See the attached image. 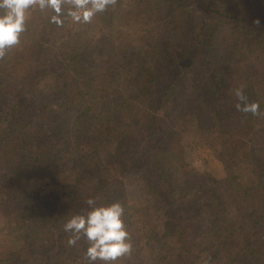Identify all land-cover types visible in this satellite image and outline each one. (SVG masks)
Here are the masks:
<instances>
[{
    "label": "trees",
    "instance_id": "trees-1",
    "mask_svg": "<svg viewBox=\"0 0 264 264\" xmlns=\"http://www.w3.org/2000/svg\"><path fill=\"white\" fill-rule=\"evenodd\" d=\"M72 8L61 24L40 9L0 55V217L16 226L0 225V264H87L64 225L89 198L124 210L131 250L110 264H264V0H112L88 23ZM185 127L222 179L186 160ZM48 177L60 194L32 185Z\"/></svg>",
    "mask_w": 264,
    "mask_h": 264
},
{
    "label": "clouds",
    "instance_id": "clouds-1",
    "mask_svg": "<svg viewBox=\"0 0 264 264\" xmlns=\"http://www.w3.org/2000/svg\"><path fill=\"white\" fill-rule=\"evenodd\" d=\"M112 0H72L73 8L68 15L74 22L88 23L97 12L104 11ZM39 4L40 9H51L56 15L52 21L61 24L63 0H0V55L4 49L18 43L20 34L25 30L26 9ZM236 95L243 100L241 89ZM240 107V105H237ZM258 104H245L243 111H258ZM90 211L86 215L77 214L71 217L64 225L66 232L72 233L68 239L69 245L84 236L88 241L85 252L87 264H94L97 260L110 264L131 250L128 239L129 233L123 220V207L119 202L110 205L97 206L92 198L87 200Z\"/></svg>",
    "mask_w": 264,
    "mask_h": 264
},
{
    "label": "rangeland",
    "instance_id": "rangeland-1",
    "mask_svg": "<svg viewBox=\"0 0 264 264\" xmlns=\"http://www.w3.org/2000/svg\"><path fill=\"white\" fill-rule=\"evenodd\" d=\"M40 15V7L39 4L36 3L33 6H30L28 9H26V19L32 18V17H38ZM166 18V17H163ZM166 22L167 19H166ZM163 25V24H161ZM148 34L146 36H150V39L153 38L151 36V33L154 32V40H158V37L161 35V31L158 28V24L154 25L152 27L145 26ZM137 31H140L137 27L133 32L137 33ZM132 35L135 39H124L122 43V47L129 46L128 43H132L133 47L136 48L137 43L140 42L139 37L137 34ZM141 35L144 34V32H141ZM114 34V32H113ZM134 42H133V41ZM130 49H132L130 47ZM5 77L8 81L12 82L15 80V74L12 71H8L5 74ZM51 83L50 80L45 79L43 81V86L49 85ZM193 128H187L185 127L183 132V143L186 147L185 152V158L186 160L199 172H208L211 175L215 176L217 179H222V177L225 175L224 169L222 164L219 162L216 156L215 147L214 144L211 142V139L209 137H206L205 135H197L192 130ZM33 186L40 189L41 194L48 195L51 193L54 194H60L61 187L58 186L55 182V180L51 177H48L46 179H41L37 182L32 183ZM127 190L130 192L131 195H133L135 198H139L142 195V190L138 189L136 187L135 183L128 184ZM51 207H46V215L49 216L51 214ZM0 225L4 228V226L12 227L13 229L16 228L15 224L13 223V220L10 216H1L0 217Z\"/></svg>",
    "mask_w": 264,
    "mask_h": 264
}]
</instances>
